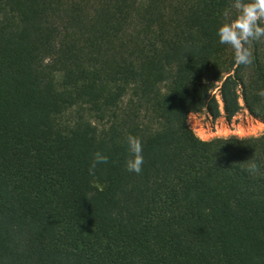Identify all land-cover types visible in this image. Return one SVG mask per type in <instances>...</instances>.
Returning <instances> with one entry per match:
<instances>
[{
  "label": "trees",
  "instance_id": "16d2710c",
  "mask_svg": "<svg viewBox=\"0 0 264 264\" xmlns=\"http://www.w3.org/2000/svg\"><path fill=\"white\" fill-rule=\"evenodd\" d=\"M232 2L0 0V264H264V132L188 121L264 122V39L245 66L216 35Z\"/></svg>",
  "mask_w": 264,
  "mask_h": 264
},
{
  "label": "clouds",
  "instance_id": "9594fccd",
  "mask_svg": "<svg viewBox=\"0 0 264 264\" xmlns=\"http://www.w3.org/2000/svg\"><path fill=\"white\" fill-rule=\"evenodd\" d=\"M232 8L236 10L235 15H232L231 10L225 11V22L217 28L216 35L221 45H228L233 49L235 63L247 66L253 62L248 42L264 39V0H233ZM258 95L264 97V90ZM126 143L129 153L126 168L129 172L139 174L144 164L143 142L139 137L128 135ZM107 161V155L96 152L90 171Z\"/></svg>",
  "mask_w": 264,
  "mask_h": 264
},
{
  "label": "rangeland",
  "instance_id": "374dc122",
  "mask_svg": "<svg viewBox=\"0 0 264 264\" xmlns=\"http://www.w3.org/2000/svg\"><path fill=\"white\" fill-rule=\"evenodd\" d=\"M205 78L212 80L211 72H207ZM188 121L196 133L205 140L221 136L259 135L264 132V122L259 118H254L246 109H243L232 120L224 117L214 119L207 113H193Z\"/></svg>",
  "mask_w": 264,
  "mask_h": 264
}]
</instances>
